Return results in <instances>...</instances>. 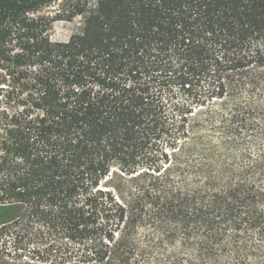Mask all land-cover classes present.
Here are the masks:
<instances>
[{
	"label": "trees",
	"instance_id": "1",
	"mask_svg": "<svg viewBox=\"0 0 264 264\" xmlns=\"http://www.w3.org/2000/svg\"><path fill=\"white\" fill-rule=\"evenodd\" d=\"M0 234L12 264H264V0H0Z\"/></svg>",
	"mask_w": 264,
	"mask_h": 264
},
{
	"label": "rangeland",
	"instance_id": "2",
	"mask_svg": "<svg viewBox=\"0 0 264 264\" xmlns=\"http://www.w3.org/2000/svg\"><path fill=\"white\" fill-rule=\"evenodd\" d=\"M54 9V7H51L48 10H45L44 12L51 13L54 11ZM72 28L73 27L71 24L56 21L53 23L50 37L53 41H65L69 38L72 32ZM22 248L24 249L25 245ZM15 252L16 250L12 241L10 240V236L0 234V264H12L14 254H21Z\"/></svg>",
	"mask_w": 264,
	"mask_h": 264
}]
</instances>
